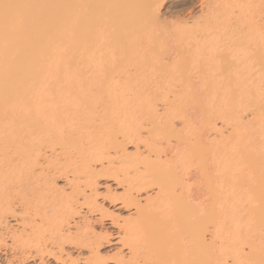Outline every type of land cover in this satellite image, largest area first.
I'll list each match as a JSON object with an SVG mask.
<instances>
[{
  "label": "rangeland",
  "instance_id": "1",
  "mask_svg": "<svg viewBox=\"0 0 264 264\" xmlns=\"http://www.w3.org/2000/svg\"><path fill=\"white\" fill-rule=\"evenodd\" d=\"M159 14L162 23H169V26L189 24L188 28L191 29L201 27L207 17L216 16L223 22L225 20L224 35L229 37V40L226 38L229 43L231 38L237 39L240 36L239 39L243 35V41L253 33L261 34L264 38V0H188L180 8L163 4ZM157 39L164 41L165 34ZM227 41L224 44L229 45ZM62 44L58 39L53 40L51 51L42 57L39 65L40 81L29 77L30 90L27 88L28 91L20 94V98V95H16L10 103L0 106V161L4 168H1L0 173H4L8 179L14 176L9 181L14 184L12 186L7 181L8 186H5L0 178V185L4 186L0 193L5 197L3 199L0 195V264H200L202 258L206 257L207 260L208 256L201 250L204 257L200 258V248L194 245L195 241L191 237L192 226L197 227L195 224L200 221H203L200 226L207 228V243L215 247V252L221 248L218 259L212 252L206 262L261 264L264 261V73L257 69L261 73L256 70V74L259 73L258 80L256 78L252 84L247 85L239 83V86L236 80L225 76L226 80L219 85L221 93L212 99V111L209 109L212 124L206 123V118H203L198 108L202 102L192 96L195 80V74L191 73L193 70L186 62H182L181 70L179 68L173 75L175 78H162L164 75L156 66H159L160 54L165 48L160 50L161 45L154 43L149 47L153 50H143L145 59L155 64V71L151 75L146 72L147 79L143 88L147 90V98L142 103L143 108H140L142 111L135 109V120L140 121L135 127L139 131L134 127L138 131H135L136 137L128 135L129 131L125 138L122 132L117 131L120 130L121 118L116 113L118 111L115 107L118 104L115 106V99L113 101V98L105 97L102 87L96 85L87 88L88 91L92 90L89 93L86 90L87 93L76 97L79 99L77 107L70 104L69 97H73V91L67 94V86L61 82ZM169 44L172 45V42ZM182 44L176 43L173 47L188 54L191 51L186 52L187 47L193 51L190 44ZM260 44L264 45V42ZM116 64L113 65L116 69L110 67L109 72H116L117 69L120 71ZM127 64H120L121 71L130 70ZM111 68L114 70L111 71ZM224 71L225 75L227 72L229 75L231 69L224 67ZM103 87L105 89L106 85ZM239 87L245 89L246 95L241 93L242 89L240 92ZM247 91L251 93L247 95ZM38 92L41 102L47 98V102L53 100L51 104L64 94V102L57 100L58 103L52 104L53 112L56 113L52 112L51 115L57 120H48L49 123L61 120L58 125L63 121L64 129L61 130L62 126L59 127L56 123L54 131L59 130L54 132V127L49 124L51 128L48 122V130L37 129L34 125L31 127L33 118H37L40 126L44 123L41 118L30 115L34 112H31V106H34V95ZM65 98L73 110H67V104L61 105V102L67 103ZM67 113L70 118L66 117ZM18 130L23 131L18 133ZM14 131L16 132L13 134ZM10 133L16 137L9 136ZM6 137H11L12 140ZM203 140L209 144L206 146ZM211 146L215 149L213 155H210ZM29 149H32L31 152ZM90 149L93 152L101 151L99 157L102 158V163L95 159L97 151L93 154ZM30 155L34 158L38 156L32 161ZM177 155L182 158L179 161L181 163L177 161L180 159ZM208 155L213 159L207 161ZM17 159L23 161L20 168L17 165L20 161ZM226 162L224 167L229 165L226 180L220 177L225 181L224 187L222 183H218L220 178L214 176L216 172L218 174L220 164L222 166ZM22 166L27 167L24 169L27 170L26 174L29 173L28 176L21 173ZM30 166L33 171L31 174V169L28 170ZM210 166H215L216 170L210 169ZM9 167L10 172L14 169L17 173H6ZM208 169L211 173H207ZM160 180L170 184L164 185ZM205 183L209 184H206L208 187ZM166 185L171 186L174 191L167 189ZM217 190L224 192L222 194ZM175 197H180V201ZM220 200L224 204L221 206L229 205L225 207L227 209L221 208ZM150 201L154 206L149 207ZM180 202L196 210L191 215L188 214L189 220L185 217L187 213ZM215 214L216 218H212ZM79 217L84 220H78ZM213 219H217L215 223ZM156 220L160 221L158 231H155L158 227ZM71 222L78 224L70 226L72 238L70 236L69 241L65 238L63 242L59 236L68 235L64 225ZM217 223L222 226L219 232L215 230ZM184 224L188 226L187 229ZM189 227H192L190 231ZM215 232L219 236L216 234V237ZM14 235V238L21 235L27 240L23 243L19 240L15 242L12 239ZM156 236L159 237L158 243L161 242L160 238L167 240L164 251V245L160 246L161 250L157 247V241L154 240L157 239ZM193 247L198 249V253ZM211 248L212 246L209 251Z\"/></svg>",
  "mask_w": 264,
  "mask_h": 264
},
{
  "label": "bare ground",
  "instance_id": "2",
  "mask_svg": "<svg viewBox=\"0 0 264 264\" xmlns=\"http://www.w3.org/2000/svg\"><path fill=\"white\" fill-rule=\"evenodd\" d=\"M187 3H188V0H0V106L5 105L4 103H7V102L10 103V100H12L16 95H20V94L23 95V93H26L27 88L29 89L28 83H30V81H31V80H29V77H30V79H38L37 80L38 82L40 81L41 72L39 70V65H40V62L42 61V57L51 51L53 40L58 39V40L62 41V43H63L62 44L63 45L62 46V48H63V63L62 64L63 65H62V74H61L63 80L61 82H63L62 83L63 85L66 84L67 89H66V86H64V87L67 90V94H69L68 92L72 93V91H73V93H72L73 97H69L72 99V100L70 99V101H71L70 104L73 105V107L76 106L78 104V101H79V99L76 97H78V95H80L81 93L85 94L87 88H92L96 85L99 87H102L101 89H103V91H105L104 94H106L105 97L107 96L109 99L113 98V101L115 99L116 102L114 101L115 104L113 103L115 106H117V104H118V106L115 107L116 111H118L116 113L118 114V116L120 115L119 118L120 117L121 118L119 119L120 130H117V131L122 132V134H123L122 136H125V138H126V135L128 134L129 131H130L129 132L130 134H128V135L136 137L135 131H137L138 129L135 127V125L138 126L136 123L140 122V121L135 120V117H137V116H135V109L138 108V110H139L140 108H143L142 105L144 106V104H142V103H144V99L147 98V96L145 98V94H146L147 90L145 91L143 88V85L146 84L145 80L147 79L146 72L148 75H149V73L151 75V73H153L155 71V70H153L154 69L153 66L155 67V64L153 65L152 62L147 61V59H145L146 54L143 50L145 48L148 49L149 47H152V45L154 43H157V44L159 43L158 45L159 46L161 45L160 50H163L164 48H165V50L162 51L160 54V58H161L160 64L156 61H155V63L159 64V66L157 65L156 67H158V69L163 73L164 76H162V78H164L166 80H168V79L171 80V78L174 77L173 75L179 70L182 62H186L187 66L188 67L190 66L191 69L193 70V71L190 70L191 73L195 74L194 89L192 91V94H193L192 96L195 97V99H197V101L202 102L201 105H199L200 107H198L202 113H200V111H199V113L202 114L203 118H206V123H210L212 118H210L211 116L209 114V111L212 109V106H211L212 101H213L212 99H214L216 95H219L221 93V91L219 90L220 89L219 85H221V83L226 80L225 78L227 76H228L227 78H233L234 80H236L238 82L237 85L239 86V83H242V84L246 83L245 85H247V83L252 84L256 78H257L256 80H258L260 72L264 73V72H262V71H264V45L260 44V43L264 42V38H262L261 34L253 33L251 35L249 34L250 36L246 37V39H244L245 41L244 40L242 41L241 38H245V37H242L243 36L242 35L241 38L238 39V37H240V36L237 37V35L235 33L237 39L231 38L230 43H229L227 41V39L229 37L227 38L226 35H224V31L226 29L225 20L223 22L222 19H220L216 16L207 17L202 22L201 27H196L194 29L188 28L189 24L187 26H181V25L180 26H177V25H175V26L170 25L169 26V23H166V22L164 23V21H163V23L160 22L161 17L159 14V10L163 6V4H166L172 8H180V7L185 6ZM162 20H164V19H162ZM225 33H226V31H225ZM162 34H165V40L164 41H158L157 38H159ZM229 35H231V34H229ZM225 40L229 43L230 46L226 43H225L226 45L224 44ZM171 42H172V45L169 44ZM176 43H180V44L183 43L184 44V45L182 44L183 46H190L191 45V46H193V51L190 50L191 48L189 49V47H187L188 51H186V52H189V51H191V52L188 54V53H185L184 51H182L183 52L182 53V52H180L181 49L179 50V48L177 49V48L173 47V45ZM157 44H155V45H157ZM182 45H180V46H182ZM224 45L225 46L228 45V47H225ZM183 48H185V47H183ZM149 49H152V48H149ZM152 50H151V52L153 53ZM122 63H124V64L130 63V64H127L128 65L127 68H130V70H128V69L125 70L123 68L124 70L121 71L122 68H120V66H121L120 64H122ZM115 64H116L117 68L119 67L120 71H118V69H117V71L115 72V71H113L114 70L113 68H111V71L115 72L117 75L116 74L114 75L113 72L112 73L109 72V68L114 67ZM224 67L227 69H231V72L229 75H228L229 72H227V75H225L226 72L224 71ZM114 68L116 69V67H114ZM155 69H157V68H155ZM257 69L259 71L260 70L261 71L259 72ZM159 70H156V72L158 71V73H159ZM180 70H181V68H180ZM256 70L259 72L258 74H256L257 73ZM179 72L181 73V71H179ZM222 72H225V73H222ZM33 76H35V77L32 78ZM188 76H189V74H188ZM162 78H161V80H162ZM191 78H192V76H191ZM155 79L156 78H154V80ZM164 79H163V81H164ZM105 85H106V88L104 89L103 86H105ZM244 86H243V88H244ZM241 87H239L240 92L243 90V88H241ZM252 89L255 90L254 88H252ZM91 90H89V91H91ZM89 91H88V93H89ZM190 93L191 92H189V94ZM223 93H225V90ZM241 93L242 94L245 93L244 95H246L245 89ZM249 93H251V91L250 92L247 91V95ZM253 93H254V91H253ZM36 94L34 95L35 104L33 102L34 106H31L32 107L31 112L34 111L33 112L34 114L31 113L30 115L31 116L33 115V117L41 118V120H42L41 122H44L45 124L41 123L42 126L38 125V120H36L37 118L32 117L33 118L32 119L33 124L31 125V127L34 125L37 129L39 127L40 129L48 130V128L50 126L49 124H51V126L54 127L52 129V131H54L55 126H57L61 122V120L58 119V120H60V122L58 121L59 123L58 122L53 123V121H52L53 124L49 123V122H51V120H54V121L57 120V119L55 120L54 118H52L53 116L51 115L53 110H54L53 106L55 105L57 100H62V101L64 100V96H63L64 94H62L61 96H58V99H56V100L54 99L55 102L52 103L54 105L51 104V102L53 101L51 98H50L51 100L49 102H47V100H48L47 98H46L47 100L44 98L45 101L43 100V102H41L40 96L38 95L40 93L38 92ZM21 95L19 96V98L21 97ZM61 97H63V98H61ZM65 100H67V99L65 98ZM72 101H73V103H72ZM66 102L67 103H64V104H62V102H61V105L67 104V106L69 108L66 106L65 107L68 108L67 110H69L70 107L72 108V106L68 105V100ZM147 103H149V102H147ZM51 105H52V107H51ZM60 108H62V107L60 106ZM56 110H57V108H56ZM71 110H73V109H70L69 111H71ZM75 110H74V114H75ZM61 111L63 112V109ZM66 111H64V112H66ZM69 111H68V113H69ZM110 111H112V110H110ZM53 113H56V112H53ZM68 113L65 115L67 118H70L68 116ZM113 113H115V112H113ZM70 114H72V113H70ZM50 115H51V117H50ZM70 116L72 117L73 115H70ZM76 116H78V114ZM76 116H74V118H76ZM260 116H262V115H260ZM260 116H257V117L259 118ZM157 117H158V115H157ZM159 117H160V115H159ZM67 118H66V120H67ZM61 119L63 120V118H61ZM71 119H68V120H71ZM260 119H261V117H260ZM33 120L36 122H34ZM48 120H50V121L48 122ZM187 120H190V119H187ZM47 122L49 125L48 128L46 125ZM191 122H192V120H191ZM56 123H57V125H56ZM64 123H65V121H64ZM62 124H63V121L58 126L60 127V126H62ZM69 124L71 125V123H69ZM210 124H212V122ZM36 125H38V126H36ZM73 126L75 128H77L75 126V124ZM131 126H132V128H131ZM59 127H57V128H59ZM63 127H65V126H62L60 129L61 130L64 129ZM74 127H72V128L74 129ZM10 129H12V128H10ZM56 130H59V129H56ZM77 130H79V129H77ZM133 130H134V132H133ZM22 131L18 130L17 132L19 133ZM15 132L16 131H14L13 134ZM24 132H25V130H24ZM4 133H6V129H5ZM36 133L37 132H35V134ZM8 134L9 133H7V135ZM11 134L12 133H10L9 136H11ZM11 137H14V135ZM11 137H9V138H11ZM9 138H7V139L9 140ZM14 138H13V140L16 141V139H14ZM3 139H5V138H3ZM0 140H1V138H0ZM8 140L5 141L7 144L9 143ZM11 140H12V138H11ZM12 142H10V143H12ZM29 142H27V143H29ZM204 144H206V146H207V144H209V143L204 141ZM204 144H203V148L206 149V146ZM212 146L210 148V151H211L210 155H213V152L215 151V149H213L214 146L213 147ZM28 147H30V146H28ZM20 148H21V146L19 147V149ZM94 148H92V149L94 150ZM216 148H218V145L216 146ZM205 149H203V150H205ZM1 150H2V148H1ZM22 150L23 149L21 148V151ZM31 150L29 149L30 152H31ZM93 150L90 149L89 151L93 152ZM16 151H15V153H16ZM96 151L97 150H95L93 152V154ZM100 152H101L100 150H98L96 152L95 156L97 158H95V159H98L97 162L101 161V163H102L103 160H101L102 158L99 157V155L101 156ZM26 154H28V153L26 152ZM89 154H90V152H89ZM205 154H206V150H205ZM89 156H92V155H89ZM182 156L183 155L181 154V157ZM206 156H207V154H206ZM177 157L180 158L179 160H177V158L175 157L178 162L182 161L183 157L181 158L180 155L179 156L177 155ZM5 158H6V155H5ZM29 158H31L32 161H33V159H35L33 156H31ZM203 158H204V156H203ZM208 158H209V155L207 157V161L210 160L211 157L209 159ZM90 159H91V157H90ZM95 159H91V160H95ZM211 159H213V158H211ZM17 160L20 161V162H18L20 164L17 163V165L19 167V166H21V164H22L21 162H23V161H21L20 159H17ZM176 160H175V162H177ZM217 160H219V158H217ZM27 162H29L28 159H27ZM227 162L223 163L222 166L220 164V168H219L220 170H218L219 171L218 174L216 172V175L214 177H217V178L224 177V180H226L225 174L227 172L226 169H228L227 166H229V165L224 167L225 166L224 164H227ZM179 163H181V162H179ZM218 163H220V161H218ZM2 165H1V161H0V166H1L0 170H1V168L4 169L2 167ZM31 165H33V164L31 163ZM35 165L36 164L34 163V166ZM25 167L26 166H24L23 169ZM27 167H28V164H27ZM27 167H26V169H27ZM221 167H222L223 171H225V172H223V171H222L223 173L221 172ZM31 168L32 167L30 166V168L28 170H30ZM207 168H209V166H207ZM10 169L11 168L9 167L8 170H6L7 172L6 171H4V172L11 173V174L17 173L16 171L14 172V169H12L13 172H10L11 171ZM23 169H21L22 171L20 170L21 173L23 172V174H26L27 170L25 171V169L24 170ZM210 169H213L214 171L216 170L215 166H214V168L210 166ZM210 169H208L209 172L207 171V173H211ZM30 171H31L30 172V174H31L33 171H32V169ZM204 172H206V170H204ZM0 174L2 176V177L0 176L1 180L5 182V184H6L5 186H8L7 183H10L9 181H11V179L14 176L13 177L11 176L8 179V177L6 178L4 173L1 172ZM28 174L29 173L27 172L26 175L28 176ZM13 175H15V174H13ZM20 175H22V174H20ZM209 177L210 176H208V178ZM204 178H206V177H204ZM198 179H199V177H198ZM200 179H201V177H200ZM222 179L220 178L218 180V183H220V184L222 183V185H223V182H225V181L224 180L222 181ZM162 180H163V178H162ZM162 180H160V181H162ZM6 181H7V183H6ZM17 181L19 183H21V181H19V180H17ZM17 181H16V184H17ZM166 181H168V180L166 179ZM227 181H229V180H227ZM162 182H163L162 184H164V185L167 183V182L164 183V181H162ZM208 182H210V181H208ZM0 183H1V181H0ZM131 183H129V184L131 185ZM10 184H11V186L14 185L12 183H10ZM206 184H208V183H205V185ZM168 185H166L167 189H169L171 187V186L168 187ZM174 185H176V183ZM201 185H203V184H201ZM208 185H206V186L208 187ZM222 185H220L221 188L223 186L224 187L226 186L225 184L223 186ZM220 186H218V187L220 188ZM174 187H176V186H174ZM1 188L4 189L3 184L0 185V190H2ZM161 189H163V188L161 187ZM169 190H171V188ZM223 190H225V189H223ZM171 191H174V190H171ZM171 191L170 192L168 191V193L171 194ZM220 191L223 194L224 191H222V190H220ZM220 191H218V192L220 193ZM2 192H3V190H2ZM2 192L0 193V195H2ZM4 192H6V191H4ZM222 194H221V196H222ZM175 195H177V194L175 193ZM221 196H220V198H221ZM2 197H3V195H2ZM4 198L5 197H3V199ZM179 198L177 197L176 199L178 200ZM6 200H4V201H6ZM179 201H180V199H179ZM178 202H177V204H178ZM220 202H221V200H220ZM222 202L219 204L220 206L224 205V204H222ZM181 203L182 202L179 203L180 206L182 205L181 207H183L184 211L187 213V216H185V217L187 218V220H189L188 216H190L196 210L194 208L190 207V205L186 206V205L181 204ZM152 206H154V203H152L150 201L149 207H152ZM226 206H229V205H226ZM225 207L221 206V208H225ZM56 208H58V207H56ZM225 209H227V208H225ZM54 211H55V209H54ZM188 214H190V215H188ZM215 216H216V214L214 215V217L212 216V218H216ZM82 218L83 217H79L78 220H82ZM83 220H84V218H83ZM187 220H185V221H187ZM213 220L215 223L217 219H213ZM213 220H212V223H213ZM74 221H76V220H74ZM159 222L160 221L158 220L155 223L158 226V227L156 226L157 228L155 229V231L159 230L158 229L160 227V225H158ZM77 224H78L77 222H75L74 224H72V222L68 223V225L65 224L64 226H65V228H67V231L65 228H63V229H65V232L68 235L64 236L62 234L61 235L59 234L60 240L62 239L61 241H63V239L66 238V240L69 241L68 239L71 236L69 233L71 231L70 226L71 225L74 226ZM185 224H187V223H185ZM185 224H184V226H185ZM191 224H192V222H191ZM188 225L190 226V223ZM195 225L196 226L198 225V226L195 227V226L191 225L193 227V229H192V227H189L190 229L188 228V230L190 231L192 229L191 230V231H193V232H191L193 235V236L191 235V237H193L192 240L194 239V241H195L194 245H196V247H198V249L199 248L200 249H199V253H198V251H197L198 249L196 247H195L196 249L193 247V250L194 251L196 250L197 253L200 254L199 255L200 258L204 257L201 254L204 253L203 251H205V255L207 254V256H208L207 260L209 259L210 255H212L211 254L212 252L214 253L213 255H215L216 258L218 259L217 255H220L221 248L216 249V252H217V254H216L215 247H213V245L207 243V240L205 239V236H206L205 230L207 228L205 229L203 226H200V225H203V221L202 222L200 221V223L195 224ZM220 225L221 224L219 223L217 225V228L215 229L216 231L218 230V232H219V229L222 228V226H220ZM204 226H206V224H204ZM187 227H186V229H187ZM194 227L196 229H194ZM161 228H160V230H161ZM220 231H221V229H220ZM55 233H57V232H55ZM216 234L217 233L215 232L214 235L216 236ZM162 235H163V233H162ZM217 235L219 236V233ZM63 236H64V238H62ZM14 237H16V236L14 235L12 239H15L14 240L15 242L19 240V241H21L20 243H23V241L27 240L24 236H21V235H20V237L18 235L17 238H14ZM59 237L57 236L58 240H59ZM71 238H72V236H71ZM71 238H70V240H71ZM158 238L159 237H157V239L152 238V240L154 239L157 241V245H158L157 247L160 250H161L160 246L164 245V247H163L164 249L162 248L164 251L165 247H166L165 245L167 243V242L165 243V241H167V240L165 239V241H164V239L160 238L161 242L158 243L159 242ZM165 238H167V237H165ZM162 240L164 241V243H162ZM154 245H156V242ZM211 246H212V248L209 251ZM157 247L155 246L156 250H157ZM177 247H179V246H177ZM159 249H158V251H159ZM180 249L181 248H179V250ZM205 258L206 257L202 258V263H200V264H207L208 263V262H206L207 260ZM203 259H205V260H203ZM200 262H201V260H200ZM71 264H75V263L73 262ZM197 264H199V263H197ZM261 264H264V261H261Z\"/></svg>",
  "mask_w": 264,
  "mask_h": 264
}]
</instances>
